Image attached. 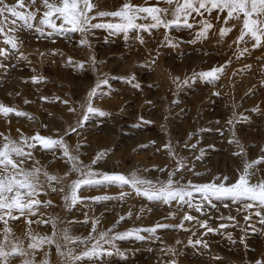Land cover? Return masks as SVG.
Returning a JSON list of instances; mask_svg holds the SVG:
<instances>
[{
	"label": "rangeland",
	"instance_id": "rangeland-1",
	"mask_svg": "<svg viewBox=\"0 0 264 264\" xmlns=\"http://www.w3.org/2000/svg\"><path fill=\"white\" fill-rule=\"evenodd\" d=\"M4 3L12 6L17 0ZM126 3L170 7L157 0H94L90 15L114 13ZM30 10L37 21L45 11L41 0ZM224 18L215 12L203 17L213 26L206 38H197L202 28V18L197 16L191 19V27L167 31L141 20L137 23L149 30L127 35L103 28L84 34L36 31L39 24L16 29L11 17L0 18V26L17 44L12 51L0 37V49L8 51L0 57V106L25 114L0 115V148L10 142L19 145L25 138L31 142L39 134L62 140L78 161L74 172L60 147L47 152L38 144L32 148V159L23 166L41 170L44 194L37 199L42 206L36 216L25 213L9 221L6 250L12 244L26 249L30 236L55 233V245L35 253L34 264H264V224L256 216L245 222L250 214L245 202L194 196L193 203L201 205L198 212L175 202L170 206L150 202L125 186L82 190L79 198L84 203L75 207L65 203L70 186L82 176L81 167L125 177L135 173L156 184L166 183L170 174L183 185L220 184L227 177L230 186L245 164L264 159V46L253 49L249 38L236 45L240 24H225ZM223 28L234 30L221 36ZM220 68L224 71L214 82L198 76ZM34 79L40 83H33ZM105 83L107 87L98 89V98L89 100L97 85ZM89 104L103 115L89 114ZM100 153L104 156L97 160ZM178 167L183 170L176 171ZM250 172L252 184L264 181V164ZM43 173L57 182L49 183ZM96 198L101 199L95 202ZM48 201L51 206H43ZM258 210L264 215V210L252 211ZM186 215L193 220L185 221ZM28 220L43 224L29 226ZM203 223L214 231L200 227ZM134 230L142 239H111ZM65 232L87 243L68 242ZM101 234L105 239L100 247L113 255L76 260ZM3 240L0 235V243ZM32 256L17 257L11 264H23Z\"/></svg>",
	"mask_w": 264,
	"mask_h": 264
},
{
	"label": "snow or ice",
	"instance_id": "snow-or-ice-1",
	"mask_svg": "<svg viewBox=\"0 0 264 264\" xmlns=\"http://www.w3.org/2000/svg\"><path fill=\"white\" fill-rule=\"evenodd\" d=\"M93 3L94 0H59L58 3L56 0H41L45 11L41 13V18L37 21V14L30 10L36 4V0H30V5L28 6L25 5V0H17V3L12 6L5 4L4 0H0V18L8 21V18L11 17L10 22L15 25L16 29L20 27L33 28L34 24H39L40 27L36 28V31H42L43 28H47L55 33L79 32L84 34L90 32L92 29L103 28L113 33H124L127 35L132 31L149 30L148 27L137 23L141 20L150 22L152 27L163 28L167 31L174 27H191V19L193 16H197L202 18V28L197 33V38H206L207 33L213 26L211 23L203 22V17L206 15L210 16L215 12L218 17L219 15H224L225 24L229 21H236L240 24V34L236 41H234L236 45L245 43L246 38H249L253 41V49L264 46V0H157V4L164 3L170 6L163 9L159 7L134 6L131 3H126L122 5L120 10L114 13H100L99 16L90 15L94 10ZM169 16L171 17L170 20L168 19ZM105 18L118 22L107 24L92 23L93 20ZM232 30L234 29L223 28L220 30V35L226 36ZM0 37H3V44L9 46L10 50H17L15 40L7 35L3 26H0ZM242 51L247 52L248 49L244 48ZM7 55V50L0 49V57H6ZM223 71V68L213 69L208 72L199 73L198 76L206 82L211 83L218 79ZM33 83H40V81L34 79ZM101 87H107L106 83L98 84L97 88L89 94V100L98 98V89ZM87 112L93 115H103V113L97 112L91 104L88 105ZM0 115L3 117L11 115L24 117L25 114L15 112L8 107L0 106ZM37 144L42 151L46 152L60 147L66 157V162L70 165L71 171L75 172L78 170L75 167L78 161L70 155L62 140L57 141L44 138L37 134L31 137V142L25 138L19 145L10 142L5 143L0 148V225H3V231L0 235L4 236L3 242L0 243V264H11L12 260L17 257L28 256L29 253H33L32 258L24 260L23 264H34L35 253L43 251L45 246L55 245L56 237L54 233L51 237L30 236L29 240L32 242L28 244L26 249L19 244H12L9 250L5 248V245L9 244L7 236L11 234L9 221L18 220L25 213L36 216V209L42 206L37 199L38 196L44 194L40 191L42 187V183L39 180L42 174L41 170L39 168L25 170L23 166L26 161H31V150ZM25 148L28 150L25 151ZM236 155H241V153L237 152ZM103 156L104 154L100 153L96 159L99 160ZM261 164H264V159L245 164L244 171L239 175L237 182L230 186H226L227 177L220 184L193 185L189 182L188 185H183L179 181L174 180V174H170L169 180L166 183L156 184L150 180L139 178L135 173L131 177H125L121 174L97 173L92 169L81 167L79 168V172L82 173V176L70 186L69 194L65 197V203H70L71 207H75L78 203H84L79 198L82 190L98 187H117L123 189L125 186H128L137 196H142L150 202H159L169 206L175 202L178 205H188L190 208L194 207L198 212L201 211V205L193 203L194 196H200L205 200L226 199L234 202H245L244 209L250 213L245 216V222L256 216L259 218L258 222L264 224V215H261V211H252L253 209L264 210V181L252 184V173L250 172L254 166ZM182 170L179 167L176 169V171ZM43 175L49 183L57 182L56 177L50 176L47 173H43ZM219 179L217 177V180ZM52 191L55 192L56 189L53 187ZM123 195H127V193H123ZM123 195L121 198H123ZM100 199L96 198L95 202H98ZM43 206H51V201H48ZM227 219L232 220V217H228ZM184 220L190 222L193 220V217L186 215ZM26 223L29 226L32 223L41 225L43 221L28 220ZM85 223L87 222L85 221ZM52 224L55 227L54 221ZM200 227L208 229V232L214 231L206 223L201 224ZM92 231H96L95 224H93ZM129 238L142 239L136 230L123 235H116L111 239L124 240ZM64 239L71 243H87V241H77L71 238L67 232L64 233ZM104 239L105 236L101 234L99 240L91 245L89 251H86L83 256L75 257V259L93 260L104 255H113L112 252H105L100 247L101 241ZM228 239H231V236ZM189 246H193L191 241L189 242ZM57 251L60 255L67 256L66 253L59 252V248H57ZM43 264H48V262L44 261Z\"/></svg>",
	"mask_w": 264,
	"mask_h": 264
}]
</instances>
